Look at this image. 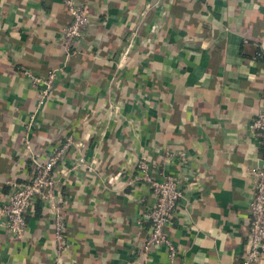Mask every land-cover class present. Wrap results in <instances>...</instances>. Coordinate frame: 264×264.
<instances>
[{
	"label": "crops",
	"instance_id": "1",
	"mask_svg": "<svg viewBox=\"0 0 264 264\" xmlns=\"http://www.w3.org/2000/svg\"><path fill=\"white\" fill-rule=\"evenodd\" d=\"M72 1L88 25L67 55L65 0H0V206L33 158L70 136L54 168L60 264H239L250 248V171L264 164L263 140L246 131L264 103V0ZM23 70L57 74L39 110ZM80 156L87 165L74 168ZM142 156L153 171L167 158L162 171L183 190L165 227L172 263L164 246L143 250L154 198L136 179ZM56 260L40 202L23 237L0 230V264Z\"/></svg>",
	"mask_w": 264,
	"mask_h": 264
},
{
	"label": "built area",
	"instance_id": "2",
	"mask_svg": "<svg viewBox=\"0 0 264 264\" xmlns=\"http://www.w3.org/2000/svg\"><path fill=\"white\" fill-rule=\"evenodd\" d=\"M65 5L71 19L60 32V43L68 55L75 47V42L86 31L88 12L85 6L75 4L72 0H65ZM124 54H127V51ZM22 72L38 91L36 110H39L48 99L57 74L54 70L48 71L43 76L29 70ZM30 119H33V116ZM246 131L261 138L264 142V103L246 126ZM72 144V139L69 136L51 155L42 160L33 158V173L29 180L12 183L7 199L0 206V230L13 239H20L26 230L27 214L31 211L34 202H40L51 217L56 264H60L59 256L65 247L67 233L63 203L55 195L57 180L54 168L61 162ZM25 145H28L27 141H25ZM170 155L166 154V157ZM178 158L184 161L183 154H178ZM166 159L164 156L160 158L157 165L160 170L153 171L147 158L140 157L136 163L138 174L136 179L149 185L154 198V206L146 215L149 229L143 250L164 246L167 249L170 263H172L175 260L176 248L166 235L165 227L173 222L175 210L183 198V190L180 188L179 179L176 176L162 171L161 162H165ZM85 165H87L85 158L80 156L74 168ZM250 175L253 182V197L248 207L250 248L241 256L239 264H257L261 258H264V164L260 168L252 169Z\"/></svg>",
	"mask_w": 264,
	"mask_h": 264
},
{
	"label": "trees",
	"instance_id": "3",
	"mask_svg": "<svg viewBox=\"0 0 264 264\" xmlns=\"http://www.w3.org/2000/svg\"><path fill=\"white\" fill-rule=\"evenodd\" d=\"M261 60L264 61V58H262ZM261 99H262V101L264 102V90H263V92H262V97H261ZM32 173H33V172H31V175H32ZM31 175H30V176H31ZM30 176H29V178H30ZM28 180H29V179H26L25 181H28Z\"/></svg>",
	"mask_w": 264,
	"mask_h": 264
}]
</instances>
